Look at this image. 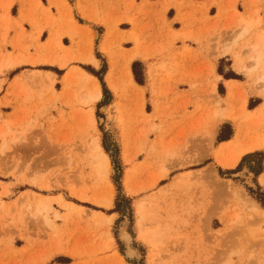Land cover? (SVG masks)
<instances>
[{"label": "rangeland", "instance_id": "obj_1", "mask_svg": "<svg viewBox=\"0 0 264 264\" xmlns=\"http://www.w3.org/2000/svg\"><path fill=\"white\" fill-rule=\"evenodd\" d=\"M141 1L108 4L127 17L153 12L157 36L120 39L117 20H104L115 37L102 48L89 33L40 61L25 49L30 59L11 76L18 111L0 125V264H50L54 252L61 264H263L264 224L247 207L251 199L264 209V149L233 169L217 162L264 135V96L240 67L245 0ZM173 19L196 22L199 34H175ZM186 40L202 46L198 72L175 57V44ZM89 77L100 84L99 101ZM218 120L225 123L215 136ZM239 126V143L221 148ZM244 169L251 184L239 176ZM33 194L50 198L48 221ZM123 224L134 260L120 240Z\"/></svg>", "mask_w": 264, "mask_h": 264}, {"label": "crops", "instance_id": "obj_2", "mask_svg": "<svg viewBox=\"0 0 264 264\" xmlns=\"http://www.w3.org/2000/svg\"><path fill=\"white\" fill-rule=\"evenodd\" d=\"M136 3L137 5H141L142 1L136 0ZM239 4L241 7L238 8V13L244 18L246 23L242 26V31L244 28L248 29L247 35L244 36L246 37V43L243 47L245 51L242 56L245 58V62H241L240 67L242 73L248 75L251 72L243 70L245 66L251 67V63H249V48L246 45L248 42H253L254 37H256L255 35L249 38L254 28H261L262 32L258 34H264V0H245L244 2L240 1ZM77 18H80L83 22L79 23ZM104 20H108L111 23L117 20L120 39L121 37L137 38L140 32H145L144 35L148 32L155 36L160 32V26L157 24V18L153 12L147 15H138V11L135 10L133 14L127 17L121 9L120 12L115 14L109 8L108 0H0V67L6 66L3 74L0 75V125L2 123H7L8 125L13 120L14 113L18 111V106L14 105V94L10 87L15 79H11V76L17 68L26 65L27 59H30L25 49L30 50L33 61H40L44 58L43 52L47 54L49 50L60 47L72 48V42L89 35V33H91L94 41L96 39L99 42V48H102L105 42H109L115 37L108 38L110 30L109 26L103 25ZM194 23L191 24L189 22L187 23L188 25H184L180 21L173 19L171 20L170 27L175 34L183 33L188 37L192 36L196 38V35L199 34V26L196 22ZM95 28H101L103 32L101 36L98 37L96 35ZM148 29L151 31H147ZM126 43L130 42L125 41L123 44ZM199 43L186 40L185 42H177L175 44V57L183 56L185 64L193 73L198 72L203 63L204 53H202V46ZM134 48L135 45L131 46V49ZM227 53L228 51L226 53L223 52V54ZM231 59L233 66H235L234 59ZM19 62L22 64H18ZM13 64L15 65L13 66ZM10 65L11 67H9ZM214 70H216V66H214ZM242 73L236 71L238 75H243ZM253 74L255 75V73ZM216 76L219 82L222 78L217 73ZM253 80L254 86L264 96V90L255 84V78ZM226 82L231 84L236 83L234 80ZM233 97L234 94L230 89L227 98L232 100ZM217 123L215 136L220 126L225 123V120H218ZM241 135V127L239 126L238 129L235 127L233 138L230 141L222 143L220 147H229L234 141L238 144ZM251 143H253V140L238 144V154L235 156H238V159L235 166L243 156L264 149L262 147L248 150L247 147ZM263 175L264 172L260 175L259 181ZM244 193L243 191L242 194L245 196ZM249 201L252 202L253 200L250 199Z\"/></svg>", "mask_w": 264, "mask_h": 264}, {"label": "bare ground", "instance_id": "obj_3", "mask_svg": "<svg viewBox=\"0 0 264 264\" xmlns=\"http://www.w3.org/2000/svg\"><path fill=\"white\" fill-rule=\"evenodd\" d=\"M248 33V29L244 28V30L240 33V35L237 37L238 39L243 38L244 36H246ZM249 48V53H250V57H249V63H251V67H243V70L245 72H253L255 73V84L257 86H259L260 88H262V90H264V34H257L256 37H254V41L253 42H248L247 45ZM224 53H226V51H224ZM83 61H95L93 58L92 60H83ZM56 63V62H55ZM52 63V64H55ZM56 66L60 67V68H64L65 67V63L62 64H56ZM88 78V76H85ZM90 81H92L93 84V93H92V97L93 100H100L101 98V87L100 84L98 82L97 79L94 78H90ZM129 80L131 82H133L132 78H129ZM217 100H219L217 98ZM245 102V101H244ZM94 121V120H93ZM260 124V123H259ZM255 139V138H254ZM264 147V135L261 136L260 138H256L255 140H253V143H251L247 149L248 150H252V149H257V148H262ZM238 157V156H237ZM237 157L233 156L230 157V159H225V158H218L217 162L219 164L220 167L224 168V169H230V168H234L236 161H237ZM169 172V169H166L164 171V174L162 175V177H165ZM238 176V175H237ZM240 177H245L247 180V183L251 184L252 183V179H253V174L248 171L247 169H244L242 171V173H240L239 175ZM260 185L262 187H264V175L260 178L259 181ZM237 190V189H236ZM238 191V190H237ZM242 189H240V193L242 194ZM239 193V194H240ZM237 198L238 194H236L235 192L233 193ZM32 198H34V203L36 206V213L37 214H43L45 215V219L48 221L47 215L49 213V211L51 210V206H50V198L46 197V196H40V195H31ZM60 201V200H59ZM245 200L241 201L243 204ZM61 205H64L65 207H67L66 205L68 204H64L62 203V201H60ZM112 205V199L110 198L107 201V207H110ZM68 206H71V204H69ZM246 207V206H245ZM247 209H251L253 210L256 214V218L264 224V209H262L258 203H256L255 201H252L248 204ZM120 240L124 243L125 248H126V253H127V257L129 259H133L138 257V252L137 250L132 246L133 243V239L130 235V233L127 230L126 224H123V227L120 231ZM134 260V259H133ZM264 264V262H263Z\"/></svg>", "mask_w": 264, "mask_h": 264}, {"label": "snow or ice", "instance_id": "obj_4", "mask_svg": "<svg viewBox=\"0 0 264 264\" xmlns=\"http://www.w3.org/2000/svg\"><path fill=\"white\" fill-rule=\"evenodd\" d=\"M62 254L60 253H53L52 256L50 257V264H61V261H60V256Z\"/></svg>", "mask_w": 264, "mask_h": 264}, {"label": "trees", "instance_id": "obj_5", "mask_svg": "<svg viewBox=\"0 0 264 264\" xmlns=\"http://www.w3.org/2000/svg\"><path fill=\"white\" fill-rule=\"evenodd\" d=\"M135 66H136V65H135ZM135 76H136V80H137V82H138L139 84L142 85V82H141L140 80H138V77H137L136 73H135ZM100 81H101V83H102V86H103L104 92H107V89H106V86H105L104 81H103L102 79H100ZM219 141H220V142H224L225 140L219 138ZM263 206H264V205H263Z\"/></svg>", "mask_w": 264, "mask_h": 264}]
</instances>
